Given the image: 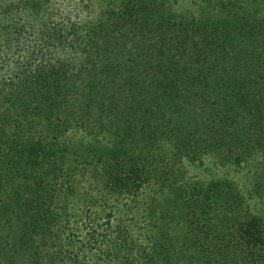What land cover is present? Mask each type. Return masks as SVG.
Masks as SVG:
<instances>
[{
    "label": "trees",
    "instance_id": "16d2710c",
    "mask_svg": "<svg viewBox=\"0 0 264 264\" xmlns=\"http://www.w3.org/2000/svg\"><path fill=\"white\" fill-rule=\"evenodd\" d=\"M229 22L217 26L224 38L231 35ZM193 25L201 23L177 29L147 0H0V189L17 186L15 199L2 206L25 217L10 253L30 258L31 264H86L83 258L90 253L96 260H88L94 264H193L197 251L202 264H248L240 242L255 250L262 246L264 253V221L236 213L241 197L232 186L225 185L224 192L220 182L209 188L184 184V173L157 156V146L149 141L156 136L150 123L113 132L111 149L91 150L88 156L79 155L68 140L74 127L70 115L77 67L94 49L98 35L117 34L128 42L138 34L150 42L164 73L163 102L178 109L184 93L181 64L204 54L191 41ZM204 26L207 33L213 24ZM256 49H264V35ZM263 65L231 81L228 113L204 129L208 134L235 129L242 114L262 113L248 90L264 85ZM40 128L48 135H38ZM198 136L202 139L195 133L184 138L183 155L191 160L200 159L207 147V133ZM137 137L146 148L136 145ZM213 146L222 161L232 158L219 151L216 141ZM88 170L98 186L82 192L75 178L86 177ZM163 192L172 196L166 208L159 200ZM69 199L78 204L84 225L87 222L85 232L78 231L83 237L75 247L64 244L76 217ZM201 199L204 209L213 212L214 245L196 244L200 230L195 224L204 216L196 206ZM126 201L138 213H132ZM174 217L188 223L185 243L171 238L168 221ZM39 238L46 242L47 258L37 246ZM57 239L61 244L55 247Z\"/></svg>",
    "mask_w": 264,
    "mask_h": 264
},
{
    "label": "rangeland",
    "instance_id": "374dc122",
    "mask_svg": "<svg viewBox=\"0 0 264 264\" xmlns=\"http://www.w3.org/2000/svg\"><path fill=\"white\" fill-rule=\"evenodd\" d=\"M147 1L177 29L201 23L200 26H191L194 29L191 41L197 42L204 54L181 64L184 93L180 107L173 109L163 102L164 73L150 42L142 40L138 34L126 42L117 34L101 33L90 54L79 60L75 77L76 98L70 115L74 127L68 140L79 155L88 156L91 150L111 149L115 142L113 132L129 124L150 123L156 136L149 141L159 147L155 149L157 156L166 166H174L184 173V184L196 183L209 188L214 182H220L224 189L225 185L232 186L241 197L236 213L242 219L253 215L264 221V121L261 119L264 118V85H252L248 90L256 104L263 108L262 113L242 114L235 129L222 128L216 136L204 130L218 124L228 113L231 81L264 63V49H256L264 35V0ZM222 21H231L228 23L231 28L229 37L224 38L217 27ZM205 24H213L207 33H203ZM258 33L262 36L259 40L255 37ZM36 132L41 136L48 135L44 128ZM199 132L207 133V147L203 146L205 153L200 159L191 160L183 155L187 148L184 138L188 133H195L202 139ZM214 141L219 151L232 158L222 161L216 156L214 151L218 149L213 146ZM134 142L140 149L147 147L142 137H137ZM85 174L86 177L79 175L75 178L82 192L98 186L97 177L90 170ZM16 187L11 185L0 189V264H31L30 258L15 256L9 251L25 221L23 214L7 212L2 206L15 199ZM159 200L166 208L172 196L163 192ZM201 200L196 206L199 211H204V216L195 224L200 230L196 234L199 238L196 244L214 245L217 236L214 237L211 221L213 212L205 210L206 202ZM126 202L132 213H138L133 203ZM69 206L76 217L73 233L66 235L68 241L64 244L75 247L77 240L83 237L78 231L85 232L87 222L85 225L82 222L79 206L74 200L69 199ZM178 218L168 221V230L173 240L185 243L189 238L188 223ZM60 244L58 239L53 242L55 247ZM237 245L242 257L245 258L243 253L246 252L248 264H264L262 246L255 250L244 242ZM37 246L41 255L47 258L46 242L39 238ZM199 252L193 254V264H202ZM88 259L96 260L92 253L83 260L86 264H94Z\"/></svg>",
    "mask_w": 264,
    "mask_h": 264
}]
</instances>
